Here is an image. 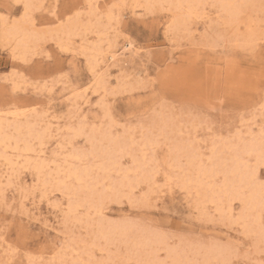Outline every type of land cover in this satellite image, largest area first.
I'll use <instances>...</instances> for the list:
<instances>
[{"label": "rangeland", "instance_id": "374dc122", "mask_svg": "<svg viewBox=\"0 0 264 264\" xmlns=\"http://www.w3.org/2000/svg\"><path fill=\"white\" fill-rule=\"evenodd\" d=\"M84 1L0 0V191L16 214L0 219L23 220L38 238L28 249L55 264H259L264 208L248 216L241 199L209 195L237 155L254 184L264 178V156L246 153L264 152V0H236L237 18L205 0L176 28L182 0H97L121 5L112 19ZM77 11V27H56ZM25 21L24 52L10 32ZM13 68L23 75L6 84ZM164 171L175 178L166 190ZM16 235L14 225L5 238ZM6 247L0 261L14 259Z\"/></svg>", "mask_w": 264, "mask_h": 264}, {"label": "snow or ice", "instance_id": "6c2138e0", "mask_svg": "<svg viewBox=\"0 0 264 264\" xmlns=\"http://www.w3.org/2000/svg\"><path fill=\"white\" fill-rule=\"evenodd\" d=\"M71 0H69V3ZM59 5L57 4V7ZM25 9V14H27V10L29 7H34V5H29L25 3L23 5ZM118 7H121V5L117 3H111L106 8H102V6L97 2V0H90L89 4L87 5V8L89 10L94 11L97 15L101 14V12H105L110 19L113 17L114 10ZM81 16V13L79 11L74 12L72 15L67 16L66 19L61 20L60 25H56L57 28L63 27L64 25H72V22L75 17ZM31 29L35 30V25H31ZM70 45H60L59 50L61 52L69 51ZM12 59L18 60L20 59V55L17 49H12ZM48 59L52 60V55H48ZM26 62V59H25ZM71 69L69 70V73H61V78L63 79L66 75H69L71 73ZM89 71L92 73L93 77H96L98 75L97 69L89 62ZM23 74L19 72L16 68H13V72L9 73L7 77H4V82L6 84L13 83L12 80L9 79V77L13 76H22ZM26 79V78H25ZM95 82V81H94ZM47 83V82H45ZM15 90V89H14ZM83 91V89H82ZM261 108L264 109V104L261 105ZM262 156H264V152H262ZM157 175H160L162 177V183L159 185V187L167 189L168 186H170L174 182V177H172L167 171L164 172H157ZM257 180L259 181L260 187L264 189V178L257 177ZM138 194V193H137ZM113 199L115 198H125L130 199L131 193L121 192V191H115L113 193L109 194ZM70 205H69V211L65 213V223H67L68 217L70 215ZM7 213L8 216L14 217L16 214L12 213V205L8 202V197L5 194L4 191H0V215H3ZM21 216H23V212L20 213ZM8 216H4L3 219H0V243L5 244L6 250L10 251L12 255L14 256V259L11 261H0V264H55L53 260L46 261L44 259L43 251H37L33 252L30 251L27 247V244L32 239H38L34 234H32L29 231V226H26L24 221L21 220L19 223H16L14 219H9ZM15 225L16 227V241L15 245L12 243H9L6 240V234L9 231L11 227ZM45 228H47V225H45ZM52 247H55V239L52 241ZM49 243L47 241L44 242L43 248H48ZM261 256L264 257V230H262V243H261ZM97 264H106L104 261H98ZM159 264H167V261H161ZM231 264H254V262L251 261H233ZM259 264H264V259H262Z\"/></svg>", "mask_w": 264, "mask_h": 264}, {"label": "bare ground", "instance_id": "6f19581e", "mask_svg": "<svg viewBox=\"0 0 264 264\" xmlns=\"http://www.w3.org/2000/svg\"><path fill=\"white\" fill-rule=\"evenodd\" d=\"M84 1V0H83ZM163 1V0H162ZM182 1L188 4V10L187 12H184V8L182 7ZM179 3L178 8H180V10L183 13L177 12V14H179V16L177 17L176 21H175V28L176 26H179L180 24L185 23L184 21L187 20V18L191 17L192 15H195L198 9V5L202 2H204L205 0H182ZM221 7L224 8V10L229 11L231 13V17L232 18H237L238 14H239V8L238 5L236 6L235 1L236 0H219ZM241 1V0H240ZM247 1V0H246ZM30 2V1H29ZM85 2V1H84ZM87 2V1H86ZM137 2V0H136ZM139 2V1H138ZM164 2V1H163ZM239 2V1H238ZM88 3V2H87ZM89 4V3H88ZM179 10V11H180ZM176 13V12H174ZM223 14V13H222ZM28 15V14H27ZM93 16V15H92ZM27 17V16H26ZM109 17V16H108ZM174 17V16H173ZM76 18V17H75ZM74 18V19H75ZM80 18V17H79ZM110 19V18H109ZM175 19V18H174ZM235 20V19H234ZM30 21V20H29ZM74 22H72V26H76V22L78 21V19L76 18L75 20H73ZM33 23V22H31ZM77 27V26H76ZM73 29V28H72ZM68 31V30H67ZM57 32V31H56ZM11 34H21L22 35V40H19L20 42L18 43V48H20L21 50H23L24 52L26 51V38L29 35V30H27V21L24 22V24L22 25H15L14 28L11 29ZM109 58L111 59V61L113 62H117L119 60L118 56L114 53L109 55ZM3 129V123L2 121H0V132ZM74 129V128H73ZM42 131V130H41ZM80 131V130H79ZM7 135V134H6ZM70 135V134H69ZM82 136V135H81ZM1 143V141H0ZM41 143V142H40ZM43 145V144H42ZM43 152V151H42ZM45 152V151H44ZM254 152H258L259 154H262L263 150L261 148H256L255 146H251L249 148L246 149V153H254ZM93 154V153H92ZM45 157V156H44ZM46 159V158H45ZM79 159V158H78ZM244 157L237 155L234 160L233 163L228 167V168H224V171L226 173V175L231 174L232 177L228 178L227 182L225 183L224 187L218 194V196H216L215 194L209 195V199L211 201H222L223 198H225L226 196L231 198V199H241L244 204L246 205V207L249 210V214L248 216L252 215L253 212H255L256 209H263L264 208V189H262L257 183L254 184L252 181V175H250L249 173H247V163L244 161ZM116 162V161H115ZM42 163V162H41ZM114 163V162H113ZM139 163V162H138ZM7 165V164H6ZM41 165V164H40ZM43 165V163H42ZM5 166V165H4ZM10 167H12L10 165ZM38 167V166H37ZM142 167V166H141ZM5 169V168H4ZM160 169V168H159ZM1 170V169H0ZM6 172L8 171L7 168L5 170ZM156 171V170H155ZM199 174H201V176H206V177H211L215 174V172L208 170L206 168H200L198 169ZM74 172H77L76 170ZM69 173V171H68ZM79 173V171H78ZM118 173V172H117ZM76 176L79 179H83V177L85 178V175L82 174V172H80L79 174L75 173ZM74 174V175H75ZM10 175V174H9ZM4 175H2V173L0 174V182L2 181V177ZM156 177V176H155ZM227 179V178H226ZM111 182V181H110ZM197 184H199V186H201L200 184H203V181L200 179V181L197 182ZM206 185V184H205ZM210 186V185H209ZM180 188V187H179ZM219 189V187H217ZM247 189L248 190V194L246 195V193L243 191ZM117 190V189H116ZM133 190V189H132ZM132 193V192H131ZM210 201V202H211ZM219 203V202H218ZM222 203V202H221ZM202 204V203H201ZM220 204V203H219ZM221 205V204H220ZM224 205V204H223ZM229 208V207H228ZM225 209V208H224ZM227 210V209H226ZM224 210V211H226ZM229 211L231 210L230 208L228 209ZM227 210V211H228ZM223 211V210H222ZM76 212V211H75ZM203 213V212H202ZM243 213V212H242ZM255 214V213H254ZM252 217V216H251ZM258 220V219H257ZM256 221V220H255ZM259 221V220H258ZM262 223V222H261ZM259 223V224H261ZM123 233L125 234L126 230H122ZM257 233V231H254ZM261 236H262V230H260ZM258 235V234H257ZM185 244V243H184ZM187 247V246H186ZM217 249V248H216ZM211 250L209 252L210 256H214V257H219L220 259H223V249H217V250ZM142 250V249H141ZM74 251V249H73ZM226 253V252H225ZM64 255V254H63ZM151 258V257H150ZM224 260V259H223ZM176 264H182V261H180L179 259L176 260Z\"/></svg>", "mask_w": 264, "mask_h": 264}]
</instances>
